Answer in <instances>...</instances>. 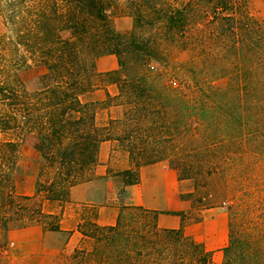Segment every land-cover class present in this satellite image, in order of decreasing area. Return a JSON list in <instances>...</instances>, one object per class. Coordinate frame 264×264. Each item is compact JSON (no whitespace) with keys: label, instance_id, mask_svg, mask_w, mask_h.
Wrapping results in <instances>:
<instances>
[{"label":"trees","instance_id":"16d2710c","mask_svg":"<svg viewBox=\"0 0 264 264\" xmlns=\"http://www.w3.org/2000/svg\"><path fill=\"white\" fill-rule=\"evenodd\" d=\"M141 1L153 13L148 12L146 20L153 24V17L162 19L165 37L187 43V31L198 32L187 45L193 55L185 63L195 91L191 100L171 86L151 82L141 70L139 63L158 59L159 49L154 41L136 37L134 30H116L113 9L121 0H0L5 28L0 31V230L10 224L3 215L7 210L13 211L19 226L39 222L58 230L57 215L46 212L45 205L66 202L72 186L93 177L103 141L114 140L127 152L131 168L116 175L125 185L137 184L139 167L158 160L151 159L135 137L154 126L151 122L159 116L154 103L163 97L182 103L185 114L198 116L211 153L225 146L228 155L241 154L257 137L252 132L263 129L264 158V18L250 15L248 0H186L180 5ZM217 49L225 56L220 67L215 63ZM105 54L117 57L118 68L97 72L95 61ZM35 67L45 72L30 90L19 72ZM214 77L226 82L215 85ZM110 85L116 87L114 95L107 89ZM96 89L105 90L104 100L87 99ZM113 105L125 108L99 125L100 107ZM30 136L40 154L35 195L19 196L14 175L20 148ZM157 215L143 207L122 206L114 225L83 219L78 231L85 237L83 245L88 241L92 248L76 247L71 261L156 264L152 255L161 252L165 239L176 237L166 244L172 256L176 254L172 261L190 257L194 264L210 263V252L184 234L188 216L178 213L183 219L178 229H159ZM126 228H132L133 239ZM233 244L229 234L222 264H232ZM256 261L264 264V253Z\"/></svg>","mask_w":264,"mask_h":264},{"label":"rangeland","instance_id":"374dc122","mask_svg":"<svg viewBox=\"0 0 264 264\" xmlns=\"http://www.w3.org/2000/svg\"><path fill=\"white\" fill-rule=\"evenodd\" d=\"M169 1L180 5L186 0ZM144 4L145 2L141 0H121L119 6L113 9V25L119 32L134 30L136 37L154 41L159 49L158 59L139 63L142 65L141 70L148 72L146 74H149L151 82L171 86L181 91L185 99L191 100L195 91L191 88L185 63L193 55V51L187 45L190 46L193 43L192 38L198 32L195 29L187 31V43L185 41L181 43L183 39L177 37L174 39L165 37L162 19L153 17L152 22H155L153 24L146 20L149 16L148 12L151 15L153 13L150 9L147 11L148 8ZM248 11L253 18L263 19L264 0H248ZM137 14L146 17L135 19L134 15ZM4 29L0 18V31ZM198 48L201 46L199 45ZM221 53L222 51L217 49L215 58L217 67H220V63L222 64L225 60V56L220 55ZM44 72L43 67H35L22 70L19 72V77L26 83L28 89L33 90L37 87V76ZM212 80L215 85H224L226 82L223 77H214ZM112 90L114 94L117 91L116 87ZM163 96L165 95L161 97ZM154 104L159 111V116L157 115L151 122L154 126L150 130L142 131L141 136L136 135L135 141L146 147L151 159L165 162L191 185L193 221L199 219L202 210L210 208H223L228 213L230 236L234 240L232 264H243L245 260H247L246 264H260V261L257 263L256 257L261 258L264 253L263 129L252 132L257 137L252 139L251 144L241 151V154L232 151L231 155H228L230 148L225 146L216 147L215 152L211 153L208 148L210 140L205 138L204 128L197 115L185 114L186 110L182 107V103L166 100L164 97L155 100ZM124 108V106H118L119 114ZM104 109L101 106L97 113L99 125L105 124L108 120ZM119 148L124 150L121 146ZM12 212L7 210L3 215L6 214L10 218V225L19 226L20 222L16 220ZM143 219L147 220L146 217ZM137 220L139 218H136L134 222ZM124 230L126 234L129 233V238H134L132 228ZM172 241H177L176 237L163 241L165 245L160 247L161 252L152 255L154 262L156 264H194L190 257L184 258L183 262L179 261L180 263L172 261L176 254L172 256L166 247V244ZM78 246L91 249L92 243L87 241L83 245L81 242ZM6 249L7 239L0 230V264H10L4 253ZM72 253V250L70 253L65 252L57 264H74L71 261ZM176 258L174 260H179V257Z\"/></svg>","mask_w":264,"mask_h":264},{"label":"crops","instance_id":"0c3cea01","mask_svg":"<svg viewBox=\"0 0 264 264\" xmlns=\"http://www.w3.org/2000/svg\"><path fill=\"white\" fill-rule=\"evenodd\" d=\"M95 68L100 73L114 71L118 68L117 57L113 54L99 56ZM114 87H107L113 95ZM88 98L102 101L105 90L96 89ZM104 110L107 119L121 115L118 106ZM98 158L99 164L93 170V177L72 186L66 202L45 205L46 212L57 215L58 230L31 222L22 226L9 224L8 229L3 231L7 239L4 253L10 264H57L65 252L70 253L84 241L85 237L78 231L83 219L91 218L101 226H111L116 223L122 206L157 211L159 229L180 228L183 219L178 213H184L188 216L183 225L184 234L210 252L209 264H222L223 248L228 244L230 234L229 216L223 208L202 210L199 219L193 221V203L185 197L193 192V188L165 162L141 165L138 169L139 182L125 185L116 173L131 168L127 152L121 150L114 140L103 141ZM39 164L40 154L35 147V138L27 137L20 148L14 175L17 195H35Z\"/></svg>","mask_w":264,"mask_h":264}]
</instances>
